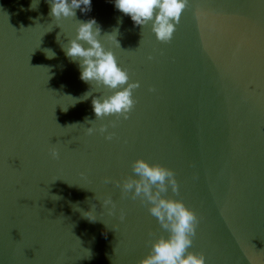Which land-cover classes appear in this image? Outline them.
I'll use <instances>...</instances> for the list:
<instances>
[{
    "label": "water",
    "instance_id": "95a60500",
    "mask_svg": "<svg viewBox=\"0 0 264 264\" xmlns=\"http://www.w3.org/2000/svg\"><path fill=\"white\" fill-rule=\"evenodd\" d=\"M49 13L47 0H0V264H138L167 234L139 198L104 182L133 175L138 158L175 172L179 194L166 195L200 218L190 251L206 264H264V0H188L167 44L114 0ZM92 18L140 84L115 128L91 105L111 92L83 82L62 50ZM117 29L120 47L106 36ZM93 205L95 221L83 216Z\"/></svg>",
    "mask_w": 264,
    "mask_h": 264
},
{
    "label": "clouds",
    "instance_id": "9594fccd",
    "mask_svg": "<svg viewBox=\"0 0 264 264\" xmlns=\"http://www.w3.org/2000/svg\"><path fill=\"white\" fill-rule=\"evenodd\" d=\"M50 5V13L55 20L62 18H74L76 10L82 13L91 11L92 0H47ZM188 0H114L115 8L124 15L130 16L134 26L141 28L151 24V31L161 43H170L182 13ZM32 9L37 6L30 5ZM118 29L107 38H113L118 47L116 39ZM101 27L92 18L86 22L79 21L74 38L68 41L67 47H62L67 58L78 63L80 79L97 88H106L111 94L93 97L91 100L92 110L96 119L106 116H114L116 119L110 122L115 128L117 122L127 120L134 110L137 101L133 98L134 90L140 87L138 81L130 82L128 70L119 66L114 53L106 50L101 43ZM58 39V37H57ZM48 58H53L55 53L47 49ZM48 53H51L49 55ZM148 59H153L148 56ZM155 91V89H149ZM92 93L86 92L80 100H87ZM75 104V103H74ZM66 110V109H65ZM92 123V121H87ZM80 124H73L76 126ZM109 125H101L98 129L100 134H105V139L111 141L114 132H108ZM97 129L87 128V134L92 135ZM53 159H59V150L55 147L49 150ZM133 175L122 181H113L111 177H105L104 182L115 183L121 189V195H131L133 200L139 198L142 205L148 207L150 214L156 218L163 233L155 239L150 240L151 248L149 254L138 261V264H206L205 255L193 252L189 249L193 245L197 235L200 218L188 208L180 199L168 197L166 193L171 191L178 195L179 184L175 172L159 163H150L143 158H138L131 165ZM59 197H56L58 199ZM102 206L108 208L109 215H115L116 204L111 196L102 201ZM109 206H111L109 208ZM95 205L92 209L83 212V216L95 221ZM119 220H125V214L121 211ZM154 237L155 233H149Z\"/></svg>",
    "mask_w": 264,
    "mask_h": 264
}]
</instances>
